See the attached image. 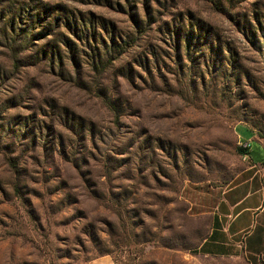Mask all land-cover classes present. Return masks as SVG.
<instances>
[{"label":"rangeland","instance_id":"obj_1","mask_svg":"<svg viewBox=\"0 0 264 264\" xmlns=\"http://www.w3.org/2000/svg\"><path fill=\"white\" fill-rule=\"evenodd\" d=\"M251 137L264 0H0V264H256L198 249Z\"/></svg>","mask_w":264,"mask_h":264},{"label":"crops","instance_id":"obj_2","mask_svg":"<svg viewBox=\"0 0 264 264\" xmlns=\"http://www.w3.org/2000/svg\"><path fill=\"white\" fill-rule=\"evenodd\" d=\"M248 139L252 148L256 140L261 152L253 154L251 149L250 159L243 158L246 165L210 212V229L198 249L208 256L247 258L258 264L264 262V143ZM98 264L111 260L103 257Z\"/></svg>","mask_w":264,"mask_h":264},{"label":"built area","instance_id":"obj_3","mask_svg":"<svg viewBox=\"0 0 264 264\" xmlns=\"http://www.w3.org/2000/svg\"><path fill=\"white\" fill-rule=\"evenodd\" d=\"M239 145L247 150H251L252 149V140L250 139H242L239 142ZM244 159H250V156L248 154H245L243 156Z\"/></svg>","mask_w":264,"mask_h":264},{"label":"trees","instance_id":"obj_4","mask_svg":"<svg viewBox=\"0 0 264 264\" xmlns=\"http://www.w3.org/2000/svg\"><path fill=\"white\" fill-rule=\"evenodd\" d=\"M17 19H18V17L14 18L15 21H17ZM10 25H11L12 31L16 30V25L15 24H10ZM250 152H251V150H247V149H245V148L240 146V153L242 154V156H244L245 154L250 155Z\"/></svg>","mask_w":264,"mask_h":264}]
</instances>
